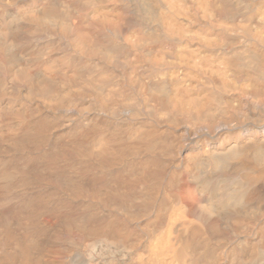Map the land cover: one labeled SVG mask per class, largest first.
<instances>
[{
  "label": "bare ground",
  "instance_id": "bare-ground-1",
  "mask_svg": "<svg viewBox=\"0 0 264 264\" xmlns=\"http://www.w3.org/2000/svg\"><path fill=\"white\" fill-rule=\"evenodd\" d=\"M0 264H264V0H0Z\"/></svg>",
  "mask_w": 264,
  "mask_h": 264
}]
</instances>
